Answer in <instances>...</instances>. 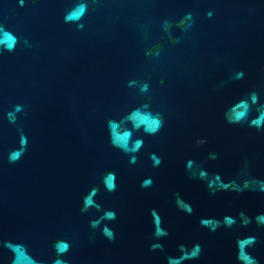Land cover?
<instances>
[{
    "label": "water",
    "instance_id": "water-1",
    "mask_svg": "<svg viewBox=\"0 0 264 264\" xmlns=\"http://www.w3.org/2000/svg\"><path fill=\"white\" fill-rule=\"evenodd\" d=\"M79 5L84 15L66 20ZM5 31L17 42L11 51L0 45V264H13L9 243L52 264L61 239L71 242L68 264H168L181 244L203 248L185 264H237L236 242L245 236L256 237L250 251L264 264V226L255 221L264 191L212 195L186 169L192 160L230 179L247 162L264 181V129L224 118L253 90L264 103V0H0ZM137 109L161 114L163 128L132 130ZM110 122L143 139L136 163L112 145ZM18 129L27 151L10 162ZM199 138L208 143L198 146ZM153 153L162 158L157 167ZM107 172L116 175L114 192L101 182ZM146 178L151 187H141ZM93 187L102 210L116 213L103 222L114 240L103 225L91 227L102 212L81 211ZM177 193L191 214L177 207ZM153 209L168 232L158 241ZM240 212L252 218L246 227ZM225 216L237 224L201 225ZM156 242L163 251L151 249Z\"/></svg>",
    "mask_w": 264,
    "mask_h": 264
},
{
    "label": "clouds",
    "instance_id": "clouds-1",
    "mask_svg": "<svg viewBox=\"0 0 264 264\" xmlns=\"http://www.w3.org/2000/svg\"><path fill=\"white\" fill-rule=\"evenodd\" d=\"M86 11L84 5H79L73 9L66 17V20H79ZM211 16V13H208ZM186 18L193 20V14L188 12L185 14ZM195 21L193 20V23ZM191 25H189L190 27ZM17 40L9 32H3L0 35V45H3L5 49L11 51L16 44ZM243 71L237 72L232 77L233 79L239 80L243 78ZM146 88V86H145ZM144 90V89H142ZM19 111V107L16 108ZM255 112V115L253 113ZM224 118L229 124L233 125H244L247 124L249 127H255L256 129H264V103L261 102L260 93L258 91H251L247 95L242 96L239 100L233 103L224 113ZM132 124V130L139 131L143 130L148 135L157 134L164 126V118L161 114H153L151 112H142L137 109L129 118ZM14 123V122H13ZM132 130H120V126L114 122H110V133L111 143L114 147L119 148L125 154L130 155V163H136L138 153L143 147V139L133 137ZM21 133L20 146L11 152L9 157L10 162H16L26 151V141L23 140V130L18 129ZM208 143L207 138H199L196 140L198 146L205 145ZM150 158L153 160V166L157 167L162 163V158L158 157L155 153L151 154ZM209 159H218L217 153H210ZM186 169L189 175L194 179H200L206 182L210 194L215 195L217 192L232 190L237 193L243 191H264V181H259L251 175L249 171L248 163H245L244 168L230 179H225L220 173H207V170L202 169L195 161L189 160L186 164ZM116 175L113 172H107L101 177L105 189L109 192H114L118 185L116 183ZM154 181L152 178H146L141 187L147 188L153 185ZM100 189L93 187L83 198L82 212H87L89 209H95L97 212L102 214L91 222V227L97 228L103 225L104 221H114L116 219V213L113 210H102L101 205L97 203L96 197L99 194ZM176 205L177 207L191 214L193 208L186 202L179 193L176 194ZM151 215L154 217V237L157 241L168 235V232L163 228V218L158 215L156 210L151 211ZM239 223L241 227H246L252 222V218L247 216L244 212L238 214ZM257 225L264 226V214H259L255 217ZM237 217L225 216L223 220H217L215 218H202L201 225L209 228L211 231H215L217 228L224 226L231 228L237 224ZM102 234L105 235L109 240L115 239L114 230L102 226ZM257 240L255 236H245L237 239V264H259L255 256L250 251L256 244ZM7 247L13 252V264H40L24 244H7ZM56 258L52 264H68V261L63 257L71 250V242L67 240H58L53 245ZM152 250L159 249L163 251V244L156 242L151 245ZM203 252V248L200 244H195L191 248L184 244L179 246L178 256H169L167 258L168 264H185V261L195 260L200 257Z\"/></svg>",
    "mask_w": 264,
    "mask_h": 264
}]
</instances>
